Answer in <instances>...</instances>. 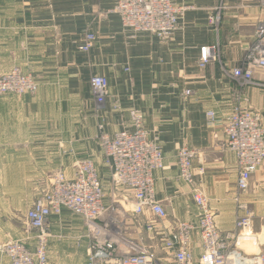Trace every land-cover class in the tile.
Returning a JSON list of instances; mask_svg holds the SVG:
<instances>
[{"label": "crops", "instance_id": "obj_1", "mask_svg": "<svg viewBox=\"0 0 264 264\" xmlns=\"http://www.w3.org/2000/svg\"><path fill=\"white\" fill-rule=\"evenodd\" d=\"M172 1L189 9L179 18L178 29L160 38L126 28L120 15L111 12L118 0H0V72L19 67L40 82L35 93L0 98V243L24 238L36 248V233L18 219L26 217L37 191L49 188L55 172L73 177L84 158L97 166L105 202H110L112 169L99 135L131 128V110L143 115L142 126L165 155L154 185L167 212L164 229L173 230L177 220L197 222V188L208 198L220 230H235L239 172L234 154L222 147L223 122L238 101L264 122V69H254L253 83L245 86L232 76L264 21V5L251 0ZM218 9L220 24L211 25L209 17ZM87 31L97 37L89 52L80 49ZM207 45L217 47L218 58L201 68L200 50ZM93 75L109 79L101 106L92 90ZM209 111L216 113L214 119ZM184 146L196 151L192 185L179 177L177 157ZM245 201L264 238V164L252 175ZM123 218L128 236L163 252L159 229H146L156 218L150 210L142 216L124 211ZM50 230L52 264H88L89 231L80 217L65 210L51 219ZM1 249L0 264H10Z\"/></svg>", "mask_w": 264, "mask_h": 264}, {"label": "built area", "instance_id": "obj_2", "mask_svg": "<svg viewBox=\"0 0 264 264\" xmlns=\"http://www.w3.org/2000/svg\"><path fill=\"white\" fill-rule=\"evenodd\" d=\"M251 1L264 5V0ZM188 9L187 5H177L172 0H118L111 12L120 15L126 28L150 31L166 38L178 29L179 18ZM219 10L209 17L211 25L220 24ZM96 39L94 32L87 31L80 49L89 52ZM217 51L215 45L201 47L199 66L204 68L217 59ZM256 68L264 69V21L257 26L253 44L232 76L240 85H249L254 81ZM91 86L98 105H103L109 91V79L104 75H93ZM38 88L39 83L33 77L23 76L18 70L0 74V98L12 93H33ZM190 93V90L186 91V94ZM130 113L131 128L113 136L104 131L99 135L106 163L112 169L110 202H105L104 185L90 158L77 163L72 178L64 172L53 174L49 188L36 196L26 215L28 231L36 233V248L29 247L21 239L4 243L2 250L10 264H52L48 254L51 219L62 216L65 210L80 217L88 228V264H264V238L255 232L254 214L245 201L252 175L264 164L262 117L238 101L223 122L226 138L222 147L234 154L239 172L234 196L239 210L236 227L234 231L223 233L208 198L197 188L193 190L199 208L197 222L177 220L173 230L164 229L162 222L167 212L154 190L155 172L165 166L163 148L142 126L143 115L137 110ZM208 115L212 119L216 117L214 111H209ZM195 156L194 149L184 146L177 157L179 177L190 185L194 184L196 175L193 169ZM122 203L128 205L129 210H124ZM148 210L156 218L152 223H146V229L151 232L159 229L162 253L125 233L124 211L142 216ZM194 233L198 235L202 251L199 257L193 249Z\"/></svg>", "mask_w": 264, "mask_h": 264}, {"label": "rangeland", "instance_id": "obj_3", "mask_svg": "<svg viewBox=\"0 0 264 264\" xmlns=\"http://www.w3.org/2000/svg\"><path fill=\"white\" fill-rule=\"evenodd\" d=\"M129 29H132V28H129ZM132 30H134V29H132ZM141 32H149V33H152V32H150V31H141ZM153 34V33H152ZM14 70H18L20 73H21V75H23V76H31V77H33L38 83H39V85H40V82H39V80L38 79H36L33 75H31V74H29V73H25V72H23L19 67H14V68H12L11 70H9V71H4V72H0V74L1 75H6V74H9V73H11L12 71H14ZM3 85V84H2ZM39 89V88H38ZM33 93H35V92H33ZM27 94V93H26ZM7 95H9V94H7ZM12 95H17V94H13L12 93ZM23 95H25V94H23ZM6 96V95H5ZM18 96H22V95H18ZM4 97V96H3ZM2 98V97H1ZM57 172H63V171H57ZM57 172H55V173H57ZM54 173V174H55ZM75 176V175H74ZM73 176V177H74ZM72 178V177H71ZM38 193H40V190L39 191H37ZM18 220H20L21 222H23V220H24V224H25V227H26V229H27V219H26V217L25 216H23L22 218L20 217ZM255 232L256 233H259L258 232V230H257V227H256V225H255ZM12 239H21V240H23V241H26L24 238H12ZM11 238L10 239H8L7 241H5V242H3V243H0V247H2V245L4 244V243H6V242H8V241H11L12 240ZM2 250V249H1ZM3 251V250H2Z\"/></svg>", "mask_w": 264, "mask_h": 264}]
</instances>
